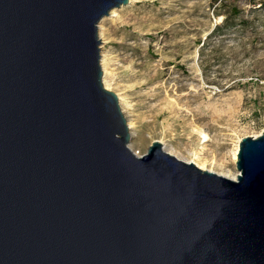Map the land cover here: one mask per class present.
<instances>
[{
	"label": "water",
	"instance_id": "95a60500",
	"mask_svg": "<svg viewBox=\"0 0 264 264\" xmlns=\"http://www.w3.org/2000/svg\"><path fill=\"white\" fill-rule=\"evenodd\" d=\"M129 0H0V264H264V131L236 180L129 145L98 25Z\"/></svg>",
	"mask_w": 264,
	"mask_h": 264
},
{
	"label": "rangeland",
	"instance_id": "374dc122",
	"mask_svg": "<svg viewBox=\"0 0 264 264\" xmlns=\"http://www.w3.org/2000/svg\"><path fill=\"white\" fill-rule=\"evenodd\" d=\"M260 3L136 0L104 21L109 91L130 108L134 153L159 141L180 160L200 152L237 171L236 145L264 131Z\"/></svg>",
	"mask_w": 264,
	"mask_h": 264
},
{
	"label": "bare ground",
	"instance_id": "6f19581e",
	"mask_svg": "<svg viewBox=\"0 0 264 264\" xmlns=\"http://www.w3.org/2000/svg\"><path fill=\"white\" fill-rule=\"evenodd\" d=\"M136 0H129V3H132ZM122 7L117 8V9H113L110 14L103 18L101 20V22L98 25V33H99V39H100V51H101V67H102V71H103V85L107 90H110V80L108 75L110 74V71L108 70V64H109V56L108 54H106L104 52V45L107 41L106 39H108V37L105 38L106 35H108V29L106 28V26L104 25V21L108 18L110 19H114L116 17H119V12L118 10H120ZM118 100H119V104L120 107L124 113V115L126 116L127 120H128V125L130 128V134L133 137L136 136V125L133 122L132 119H130V114H129V110L130 108L128 107V104H126L125 99L123 97H121L118 94ZM261 133L254 135V137H258ZM201 139L203 140V142L208 141V135H206L205 133H201ZM239 148H240V144H237L236 147L234 148V152H233V161L234 163L237 162L238 159V153H239ZM138 155V154H137ZM188 162H192L194 163L196 166H198L200 169L202 170H207L210 172H214L217 173L218 175L224 176L226 178L232 179V180H236L237 176H238V171L234 172L231 171L229 169H227L226 165H225V161L224 160H218L216 157L213 158H205L200 152H195L192 154L191 158L187 160Z\"/></svg>",
	"mask_w": 264,
	"mask_h": 264
},
{
	"label": "trees",
	"instance_id": "16d2710c",
	"mask_svg": "<svg viewBox=\"0 0 264 264\" xmlns=\"http://www.w3.org/2000/svg\"><path fill=\"white\" fill-rule=\"evenodd\" d=\"M253 1H257V0H253ZM260 4H261V6H264V0H260Z\"/></svg>",
	"mask_w": 264,
	"mask_h": 264
}]
</instances>
